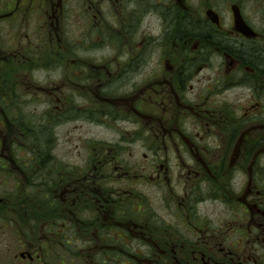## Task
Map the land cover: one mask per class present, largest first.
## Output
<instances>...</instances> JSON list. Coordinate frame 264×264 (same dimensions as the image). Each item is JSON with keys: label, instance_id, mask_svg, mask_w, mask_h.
<instances>
[{"label": "flooded vegetation", "instance_id": "1", "mask_svg": "<svg viewBox=\"0 0 264 264\" xmlns=\"http://www.w3.org/2000/svg\"><path fill=\"white\" fill-rule=\"evenodd\" d=\"M0 45V264H264V0H0Z\"/></svg>", "mask_w": 264, "mask_h": 264}, {"label": "rangeland", "instance_id": "2", "mask_svg": "<svg viewBox=\"0 0 264 264\" xmlns=\"http://www.w3.org/2000/svg\"><path fill=\"white\" fill-rule=\"evenodd\" d=\"M2 48L3 46L0 45V55L2 53ZM91 52L93 53L91 54V58L97 61L100 53L99 54L94 53L95 51H90V53ZM52 87H54V85L50 84V82L44 83L45 89H51ZM29 100L31 99L27 98L26 100L23 101L22 108L25 107V112H24V115L21 116V119H25V116L26 118H28V116L32 115L36 120H39L40 118H42L40 117L42 113L49 112V111H46V106L44 104L39 106L36 103L29 101ZM13 115L15 117H18L15 111L13 112ZM85 129H89L90 134H85ZM108 134H112V133L109 130L104 129L102 126H96V127L95 126H91V127L84 126L83 128L78 129V125H74L73 130H71L68 126H64L60 128L58 132L59 148H58L57 155L62 158L64 164L66 163V161H69L71 158L73 159L72 162L75 163L77 162L78 157L81 156V153L84 152L83 142H82L83 137L90 136V138L92 139L98 136L107 137ZM122 136L132 139V136H129L127 132H122ZM136 139L139 141L138 145L133 146L132 148L128 146L127 150H123L124 152H126V155L123 156L124 159L128 160L130 156L131 158L135 157L134 162H136V164L132 166L133 173L141 171L142 167L146 165V161H145L146 159H144V155L145 154L150 155L148 152V149L146 147L143 148L141 146V143L143 142L142 139L140 137H137ZM6 146L8 147V149L9 147H11L10 144H6ZM219 209H222V208H216L215 206H210V205L206 206V210L210 214L214 213V215L223 213V210L220 212ZM41 231L43 232L42 229ZM13 241H14L13 239H11L10 241L11 247L15 245ZM108 264H112V263L109 262Z\"/></svg>", "mask_w": 264, "mask_h": 264}, {"label": "trees", "instance_id": "3", "mask_svg": "<svg viewBox=\"0 0 264 264\" xmlns=\"http://www.w3.org/2000/svg\"><path fill=\"white\" fill-rule=\"evenodd\" d=\"M249 58L254 60V61H258V62L262 63V65H264V54H254V55L250 56Z\"/></svg>", "mask_w": 264, "mask_h": 264}]
</instances>
